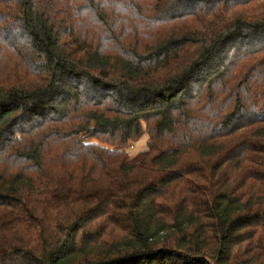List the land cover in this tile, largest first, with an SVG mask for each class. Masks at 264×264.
Masks as SVG:
<instances>
[{
    "label": "trees",
    "instance_id": "trees-1",
    "mask_svg": "<svg viewBox=\"0 0 264 264\" xmlns=\"http://www.w3.org/2000/svg\"><path fill=\"white\" fill-rule=\"evenodd\" d=\"M2 2L0 264H264V0Z\"/></svg>",
    "mask_w": 264,
    "mask_h": 264
},
{
    "label": "rangeland",
    "instance_id": "rangeland-1",
    "mask_svg": "<svg viewBox=\"0 0 264 264\" xmlns=\"http://www.w3.org/2000/svg\"><path fill=\"white\" fill-rule=\"evenodd\" d=\"M1 8L8 9V4H5L4 2H2V0H0V9ZM8 46L11 48V50H14L15 53H17V55H19L21 59H23L26 63L30 65L32 50L30 49V47L27 46L24 39H19L18 37H14L8 42ZM147 140L148 137L145 136L133 148L131 147L128 148L127 149L128 153H130L131 155H135L136 152L140 151L141 149H144L146 147Z\"/></svg>",
    "mask_w": 264,
    "mask_h": 264
}]
</instances>
